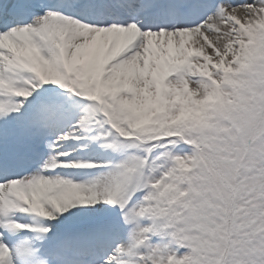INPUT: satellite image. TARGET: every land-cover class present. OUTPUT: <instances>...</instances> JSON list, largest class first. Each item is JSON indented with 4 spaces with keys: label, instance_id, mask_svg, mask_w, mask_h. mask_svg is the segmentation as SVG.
Here are the masks:
<instances>
[{
    "label": "snow or ice",
    "instance_id": "snow-or-ice-1",
    "mask_svg": "<svg viewBox=\"0 0 264 264\" xmlns=\"http://www.w3.org/2000/svg\"><path fill=\"white\" fill-rule=\"evenodd\" d=\"M0 264H264V0H0Z\"/></svg>",
    "mask_w": 264,
    "mask_h": 264
}]
</instances>
